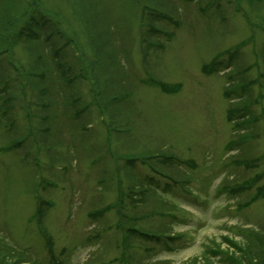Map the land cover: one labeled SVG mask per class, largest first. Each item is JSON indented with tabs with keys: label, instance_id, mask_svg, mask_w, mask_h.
<instances>
[{
	"label": "rangeland",
	"instance_id": "rangeland-1",
	"mask_svg": "<svg viewBox=\"0 0 264 264\" xmlns=\"http://www.w3.org/2000/svg\"><path fill=\"white\" fill-rule=\"evenodd\" d=\"M261 76L264 0H0V264L264 258Z\"/></svg>",
	"mask_w": 264,
	"mask_h": 264
},
{
	"label": "trees",
	"instance_id": "trees-1",
	"mask_svg": "<svg viewBox=\"0 0 264 264\" xmlns=\"http://www.w3.org/2000/svg\"><path fill=\"white\" fill-rule=\"evenodd\" d=\"M29 28H31V27H29ZM22 33H23V31H21L19 34H22ZM28 36H29V35H28ZM71 71H72V70L68 69V70L66 71V73H65V76H66V74H70ZM63 76H64V74H63ZM81 77H83V75L73 74V77H72L71 79H73V78H77V79H79V78H81ZM71 79L67 80V83L69 84V86L72 84V80H71ZM231 116H232V115H231ZM226 260L229 262V264H240L239 261H237V259H232V258H230V257H227ZM258 261H259V262H258ZM258 261H256L255 263L250 262L249 264H264V258H261V259H259Z\"/></svg>",
	"mask_w": 264,
	"mask_h": 264
}]
</instances>
